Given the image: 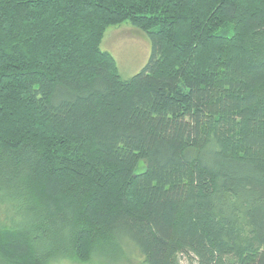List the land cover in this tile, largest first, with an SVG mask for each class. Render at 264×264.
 Wrapping results in <instances>:
<instances>
[{
	"label": "trees",
	"instance_id": "trees-1",
	"mask_svg": "<svg viewBox=\"0 0 264 264\" xmlns=\"http://www.w3.org/2000/svg\"><path fill=\"white\" fill-rule=\"evenodd\" d=\"M136 256L264 264V0H0V264Z\"/></svg>",
	"mask_w": 264,
	"mask_h": 264
},
{
	"label": "rangeland",
	"instance_id": "rangeland-1",
	"mask_svg": "<svg viewBox=\"0 0 264 264\" xmlns=\"http://www.w3.org/2000/svg\"><path fill=\"white\" fill-rule=\"evenodd\" d=\"M101 48L115 57L120 74L124 79H129L141 72L149 62L151 54L147 35L129 24L109 28L105 33ZM102 261L94 260L88 263H81L76 260H66L52 264H142L140 256L123 259L119 263ZM181 264L189 263L182 258Z\"/></svg>",
	"mask_w": 264,
	"mask_h": 264
}]
</instances>
